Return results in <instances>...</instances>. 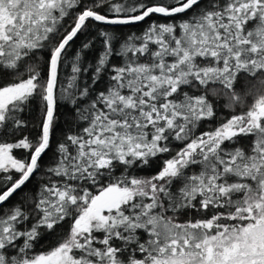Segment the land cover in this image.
I'll list each match as a JSON object with an SVG mask.
<instances>
[{"label": "snow or ice", "instance_id": "obj_1", "mask_svg": "<svg viewBox=\"0 0 264 264\" xmlns=\"http://www.w3.org/2000/svg\"><path fill=\"white\" fill-rule=\"evenodd\" d=\"M0 264H264V0H0Z\"/></svg>", "mask_w": 264, "mask_h": 264}, {"label": "trees", "instance_id": "obj_2", "mask_svg": "<svg viewBox=\"0 0 264 264\" xmlns=\"http://www.w3.org/2000/svg\"><path fill=\"white\" fill-rule=\"evenodd\" d=\"M153 19H157V18H156V17H153ZM150 22H151V21H149V23H150ZM161 22H163L162 19H161ZM146 26H147V25H146L145 23H140V24L135 25V26H129V27L122 28L121 31H122L124 34H130V33H133V32L139 34V33L143 30V28H145ZM83 40H84V37H83V36H81L79 39H77V40L75 41L74 45H73V48L70 49V52H72V51H74L75 49L79 48V46H80V44H81V42H82ZM94 55H95L94 52L89 53V54H88V58L91 59ZM68 71H70V69H69ZM63 120H64V117L61 116V117H60V123H61V126H60V128L57 129V136H58V137H59L61 131L65 128V125H64V123H63ZM207 127H209V125H205V128H207ZM36 131H37V130L34 129V130H33V134H35ZM52 149H53V151H54V149H55V143H53ZM14 154L17 155L18 157L24 155V153H23L22 150H14ZM51 155H52V152L50 151L47 155H45V156L43 157V162H44L45 165L48 163L49 158L51 157ZM141 174H147V173H141ZM35 184H36V180L34 179V180L32 181V183H30V184L27 185V187L24 189V191H25V192L32 191V190L34 189ZM18 199H19V195L13 200V203H15Z\"/></svg>", "mask_w": 264, "mask_h": 264}]
</instances>
